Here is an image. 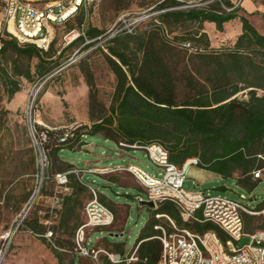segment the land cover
<instances>
[{
    "label": "trees",
    "instance_id": "trees-1",
    "mask_svg": "<svg viewBox=\"0 0 264 264\" xmlns=\"http://www.w3.org/2000/svg\"><path fill=\"white\" fill-rule=\"evenodd\" d=\"M262 3L264 5V1ZM179 4L178 0H163L156 6L158 13L152 21L131 32L121 30L103 42L107 49L105 59L116 78L108 113L102 107V114L94 116L99 103L93 76L87 69L92 123L67 131L36 125L38 134L45 132L42 147L48 158L50 150L56 154L63 148L79 150L85 142L84 136L101 134L127 145L158 143L168 151L173 163L181 165L189 158H198V166L222 176L238 173L235 176L238 185L251 188L255 184L250 182L252 172L264 167V34L250 22L243 7L230 0L173 8ZM234 19H239L241 31L232 47L209 49L210 39L204 23H213L217 31H223L225 23ZM100 33L95 27L84 32L89 39ZM0 41V53L12 48L17 57L37 58L34 70L37 75L52 69L48 65L51 57L47 49L36 43L19 42L7 30L0 34ZM183 43H190V47ZM19 74L30 79V65ZM7 78L5 88L10 99L20 87L18 82ZM240 92L245 97H239ZM70 169L72 164L66 163L64 171ZM73 175L72 172L67 175L65 185L72 191L65 197L69 205L64 213L76 220L77 229L81 223L75 213V202L86 189L79 180L71 181ZM62 200L63 197L61 203ZM152 211L136 238L138 260L134 264L159 262L161 242L156 237L159 230L154 225L163 223L162 216L156 218L155 214L169 216L176 224L197 231L214 229L224 238L218 227L210 222L193 226L183 223L178 209L170 202H162ZM26 218V229L38 234L45 232L37 217ZM260 229H264V225ZM245 230L254 231L247 228L246 220ZM54 238L52 236V241L58 248L48 243L58 260H62L58 251L62 248ZM118 252L120 254L121 250ZM107 264L113 263L107 259Z\"/></svg>",
    "mask_w": 264,
    "mask_h": 264
},
{
    "label": "rangeland",
    "instance_id": "rangeland-1",
    "mask_svg": "<svg viewBox=\"0 0 264 264\" xmlns=\"http://www.w3.org/2000/svg\"><path fill=\"white\" fill-rule=\"evenodd\" d=\"M162 1L93 0L79 8L68 19L52 23L50 42L46 48L51 57L48 58L51 59L48 65H51L52 69L44 75H37L34 72L37 58L17 57L12 48L0 53V239L5 231L14 228L25 203L33 193H37L40 181V177L36 175L37 163L40 164L41 157L37 149V133L32 125L67 131L81 124L92 123L89 110L90 86L85 76L87 69L93 76L94 92L99 103L96 105L94 116L102 114V107L108 113L116 78L105 59L104 53H107V49L103 42L126 27L134 29L152 21V17L158 13L156 6ZM178 1L181 4L174 5L173 8L205 5L212 0ZM230 1L238 6L245 2ZM263 1L250 0L255 4ZM243 13L251 18L253 24L261 28L259 24L262 22L259 19H262V16H259V12L253 10L248 13L244 10ZM90 27L97 28L101 33L92 39L84 34L74 42L66 43L64 36L69 31L82 29L86 32ZM238 27L241 28L239 19L225 23L223 31H217L213 23L205 22L204 30L210 39L209 49L232 47L239 34ZM8 29L13 30V25L10 24ZM89 41L93 42L85 47ZM28 64L32 73L30 79L19 74ZM7 77L18 82L20 87L10 99L5 88V81H9ZM238 96L245 97L242 92ZM83 140L85 142L79 146L81 150L63 148L58 154L50 150L49 166L45 171L48 178L43 180L42 188L38 195L36 194L26 218L37 217L44 231L52 230L55 243L62 248L58 249L62 260L55 256L47 239L43 240L25 227H21L10 240L0 264H107V258L103 254L100 255L99 261L95 262L74 251L76 220L64 213L69 205L65 197L71 189L64 190L54 178V174L64 171L66 162L78 168L134 164L157 177L159 170L145 155L143 149L130 148L137 146L114 142L101 134L86 135ZM256 170L260 171V176L256 177L252 172L250 182L255 184L251 188H246L237 184L234 176H238V173H234L233 176H222L192 164L188 167L184 188L190 191L202 190L210 195L234 200L240 199V195L243 194L249 206L260 211L264 207V167ZM78 176H81V173H74L71 181H78ZM83 182L101 193V200L114 215L110 226L86 229L84 242L90 247L114 253L121 250L120 254L127 258L122 264H134L135 261H128V258L139 244L136 240L138 233L152 216L154 209L140 204L138 200V197L145 200L144 188L127 170L103 174L86 172L83 175ZM85 189L77 197L78 202H75V213L78 214L79 223L85 220L82 209L89 197V189L86 186ZM55 195L63 197L60 205L52 203L51 198ZM159 204L157 203V206ZM245 220L248 229L256 230L264 225L262 214H256L254 218L245 216ZM160 221L165 226L168 222L165 216H162Z\"/></svg>",
    "mask_w": 264,
    "mask_h": 264
},
{
    "label": "built area",
    "instance_id": "built-area-1",
    "mask_svg": "<svg viewBox=\"0 0 264 264\" xmlns=\"http://www.w3.org/2000/svg\"><path fill=\"white\" fill-rule=\"evenodd\" d=\"M93 0H0V10L8 27L13 25L11 35L19 42H33L39 47L46 49L50 42V31L48 25L66 20L78 8L90 3ZM133 28L126 27L131 32ZM84 35L82 29L69 31L64 39L67 44ZM2 43L0 41V47ZM190 47V43H183ZM36 130L35 125H32ZM55 129V128H54ZM37 133V130H36ZM37 149L40 155V164L37 163V177H40L37 185V193H33L19 213V219L14 228H10L1 235L0 239V263L4 258L9 242L19 229L24 226V220L32 207L36 194L42 188L45 180V171L49 166V158L42 147V140L45 132L37 133ZM124 144V143H123ZM133 146V145H130ZM143 149L145 155L159 170V176H155L130 164L125 167H103V168H76L70 171L58 172L54 175L59 185L68 182V173L76 174L82 172L106 173L118 170H127L144 188L146 200L157 203L170 202L176 206L183 222L197 221L210 222L218 227L224 235L222 238L214 229L194 231L186 226H180L169 216L164 215L167 226L156 224L154 228L159 230L156 237L161 242V254L158 264H264V229H257L252 232L245 230V216L262 214L264 207L257 211L245 201V196L234 200L219 195H210L204 191H190L184 188V181L188 167L197 165L198 158H189L183 164L178 165L169 159L168 151L158 143L145 145H134ZM40 168V170H39ZM256 177L260 171H253ZM90 197L83 207L85 221L78 226L74 236V251L79 255L91 258L98 262L103 254L111 263H121L127 260L119 253L97 249L84 242L86 229L108 227L113 223L114 215L111 209L100 199V192L88 185ZM52 203L61 204L60 196H53ZM199 213V215H198ZM162 214H155L160 218ZM26 229V228H25ZM29 230V229H27ZM31 233L45 237L54 247L58 248L52 241V230H46L43 234ZM248 236L249 241L237 246L238 241ZM138 245L130 254L128 261H137L136 254Z\"/></svg>",
    "mask_w": 264,
    "mask_h": 264
},
{
    "label": "crops",
    "instance_id": "crops-1",
    "mask_svg": "<svg viewBox=\"0 0 264 264\" xmlns=\"http://www.w3.org/2000/svg\"><path fill=\"white\" fill-rule=\"evenodd\" d=\"M242 2H243V0H242ZM245 4V5H244ZM241 7H243L244 8V10L245 11H247L248 13H251L253 10L254 11H257V12H259V16L261 15L262 16V19H259V20H261V24H259V25H261L260 27L261 28H258L257 26H256V24L254 23L253 24V22L249 19V17H248V19L250 20V22L257 28V30L259 31V32H261L262 34H264V5L262 4V3H254V2H250V0H245V2H243L242 3V5H240ZM250 8H249V7ZM248 7V8H247ZM258 20V21H259ZM211 24V23H210ZM53 27V25L52 24H49L48 25V29H49V31H50V29ZM259 29H262V30H259ZM3 30H7L10 34L14 31V30H10V29H8V27L6 26V23H5V21H4V18H3V13H2V11L0 10V34H2V32H3ZM240 30H241V28L240 27H238V29H237V31H238V33H240ZM79 150H81V149H79ZM66 163H70V162H66ZM70 164H72V163H70ZM130 165V164H129ZM103 167H109V168H113V166H102V167H100V166H97V165H93V166H89V168H103ZM116 167H125V166H116ZM76 168H78V167H75L73 164H72V169H76ZM72 169H70V170H72ZM70 170H66V171H70ZM65 172V171H64ZM70 173V172H69ZM84 173H86V172H82L81 173V176H78L79 177V182H81L84 186H86L87 188H88V185L86 184V183H84L83 182V175H84ZM95 174H100V173H95ZM103 174V173H102ZM235 177V176H234ZM61 187H63V189L64 190H69V188L71 189V191H72V188L71 187H69L68 185H60ZM71 193V192H70ZM101 194V193H100ZM89 197H90V195H89ZM89 197H88V199H89ZM87 199V200H88ZM86 200V201H87ZM86 203V202H85ZM84 203V204H85ZM84 207V206H83ZM83 210V209H82ZM83 214H84V211H83ZM198 215H199V213H198ZM84 216H85V214H84ZM85 221V220H84ZM83 221V222H84ZM83 222H81V224L83 223ZM183 222V221H182ZM183 223H188L190 226H193V225H203L204 223H206V222H197V221H193V220H191V221H188V222H183ZM80 224V225H81ZM180 226H185V225H180ZM186 227H188V228H190V229H192V230H194V231H197V230H195V229H193V228H191V227H189V226H186ZM47 230V229H46ZM45 230V231H46ZM205 230H207V229H205ZM204 231V230H203ZM200 232V231H199Z\"/></svg>",
    "mask_w": 264,
    "mask_h": 264
},
{
    "label": "water",
    "instance_id": "water-1",
    "mask_svg": "<svg viewBox=\"0 0 264 264\" xmlns=\"http://www.w3.org/2000/svg\"><path fill=\"white\" fill-rule=\"evenodd\" d=\"M138 200H139L140 204H142V205H147L148 207H151V208H156L157 207L156 204L153 201H151V200H146V199L145 200H141L140 197H138ZM248 241H249V237L248 236H243L238 241L237 246H241L243 243H246Z\"/></svg>",
    "mask_w": 264,
    "mask_h": 264
}]
</instances>
